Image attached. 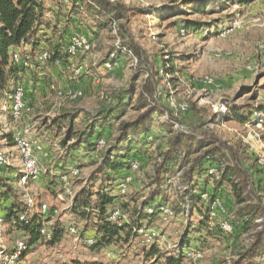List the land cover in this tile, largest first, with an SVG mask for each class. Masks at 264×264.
<instances>
[{"label":"rangeland","instance_id":"rangeland-1","mask_svg":"<svg viewBox=\"0 0 264 264\" xmlns=\"http://www.w3.org/2000/svg\"><path fill=\"white\" fill-rule=\"evenodd\" d=\"M110 1L126 8V20L109 24L107 18L97 17L81 0L75 6L70 0H43L45 19L56 31L40 28L33 38L38 42L35 51L31 41L16 48L15 53L27 59V65L20 66L25 77L19 83L23 87L26 111L21 107L18 115L12 113L15 120L11 116L10 105L18 87L12 104L10 99L8 106H1L6 114L0 116V157L4 158L0 164L4 171L0 173L12 187L20 208L24 204L30 211L34 204L32 211L37 218L46 214L47 209L42 212L45 204L57 210L51 222L53 227L58 224L64 233L57 245H38L21 256L23 250L21 257L13 260L10 256L21 241L13 224L2 223L0 264H150L153 259L160 264L158 257L147 256L152 248L161 254L176 250L200 253L194 260L185 258L183 264H231L245 246L246 236L240 232L221 233L222 230L229 232L225 227L230 225L224 215H219L218 202L224 207V213L231 209L233 200L229 189L220 188L215 209L217 221L208 222L207 229H201L199 223L204 217L198 213L191 217L178 213L183 204L181 195L189 187L194 195L203 192L211 195L213 182L210 180L205 185L206 176L200 180L194 177L187 185L182 179L185 165L180 168L179 159L169 166L171 173L163 175L157 192L153 169L161 150L166 148L167 125L185 133H211L230 149H223L226 161H231L234 153L248 169L264 206V0ZM199 5L205 7L204 13L192 8ZM72 12L76 16L67 25ZM194 23L203 27L192 32L187 27ZM122 24L145 61L136 63L124 49H127V38L122 34ZM79 39L90 44V51L78 49L74 54H67L66 50ZM54 48L63 58L60 66L51 67L46 61V64L37 63L40 49L52 52ZM164 65L173 66L176 72L167 75ZM151 74L155 75V96L170 115L163 113L155 118L150 134L134 146L125 160L128 170L110 187V192L115 196L116 206L123 211L122 214L115 208L121 224L132 222L133 212L144 210L150 204L154 213L149 207L144 211L148 215L153 213V219L139 221L143 234L137 233L133 241L88 247L93 240L83 238L94 232L88 229L91 226L85 227L77 221L69 204L83 186L98 189L99 181L89 183L88 180L113 132L108 131L102 139L93 135L90 145H78L70 149L71 153L66 149L81 133L88 131L94 123L93 117L104 107L114 108L128 102L122 120H134L137 112L131 105H135L141 90L145 91ZM57 91L63 95H57ZM66 115L73 116L71 124L65 120ZM70 126L74 136L67 142L63 139ZM41 137L44 141L48 138L44 145L36 142ZM14 138L30 146L39 170V175L26 185L19 183L23 158ZM58 150L62 153L59 156ZM64 157L70 161L62 165L69 163L70 167L81 170L79 178H72L78 175L76 169L71 171L72 176H67L69 180L61 177L64 187L69 186L65 191L59 174L68 170L58 173L56 167ZM120 183L125 185L124 190ZM219 223L221 228L224 226L222 230ZM151 233L155 235L149 239ZM258 262L264 264V257Z\"/></svg>","mask_w":264,"mask_h":264},{"label":"trees","instance_id":"trees-1","mask_svg":"<svg viewBox=\"0 0 264 264\" xmlns=\"http://www.w3.org/2000/svg\"><path fill=\"white\" fill-rule=\"evenodd\" d=\"M78 1L80 0H70V3L75 6ZM81 1H85L87 7L93 10L97 17L107 18L109 24L111 21L116 22L119 19L126 20L127 10L119 3L110 0ZM192 8L199 13L205 12V7L200 5L193 6ZM45 16L46 8L44 7L43 0H0V116L6 114L1 111V106H8L10 99L12 104L15 90L19 87L20 80L23 78V68L13 62L12 52L14 50L16 51V48L19 46L27 44L30 41V45L33 51H35L38 47V42L33 38H36L40 28H51L56 31V28L50 26L49 22H47ZM73 16H76V13L72 12L69 15V20L66 22L67 25L70 24ZM125 27V24L121 25L122 34L127 38V49H124L131 57L135 58L136 63L145 61L142 51L133 43ZM202 27L203 25L194 23L187 28L192 32H197ZM54 49V51L48 52L49 58L46 61L51 67L56 66L55 62L60 65L63 61L60 51L57 48ZM164 66L163 71L167 75H172L176 72L173 66H169L168 68H166L167 65ZM154 76V74H151L150 82L144 88L145 91L141 90L138 99L135 101V105H131L137 112L134 120L129 122L122 120L125 115V107L129 106L128 102L124 104L121 102L114 108L104 107L98 116L93 117L94 123L88 128V131L81 133L75 143L68 147V151H70V149H74L80 144H84L85 146L90 145L89 139L93 135H97L99 139L106 130L112 129L113 131L111 140L109 139L106 142L107 149L104 153L99 154V157H101L100 163L95 165L88 180L89 183L99 181L98 189L93 190V186L87 187L85 185L75 197H73L72 192L73 200L69 207L71 208V213L76 217L78 222L84 223L85 227L91 226L88 229L94 232V235L83 238L93 240V244L88 245V247L103 246L121 241L126 243L131 238L135 240L138 236L134 231L139 228L141 229L140 225H138L139 221L141 219H147L149 221L153 219L154 208L151 204L146 206L144 210L148 207L153 208L152 214L148 215L144 210L134 211L131 217L132 222H125L121 226L111 223L108 217L109 212L113 208H118L116 206L118 204L115 202V196L111 195L110 187L116 183L123 172L125 173L128 170L125 160L134 149V146L143 142L141 138L150 134V127L155 122V118L163 115V113L170 115L155 96ZM10 113L15 120L12 111ZM64 117H66L65 120L69 124L74 119L71 115ZM236 117L242 120L240 116ZM166 127L169 135L165 140L166 148L161 150L156 167L153 169V183L156 185V191L158 192L160 185L163 183V175L171 173L169 166L179 159L182 161L180 168L183 163L185 165L182 172V179L187 185L194 177L200 180L206 176L207 179L204 180L205 185L210 180L213 182V194L202 193L207 194V204L201 198L202 194L194 195L192 189L189 187L181 195L183 204L179 207L181 210L178 213H182L188 217H191L193 213H198L201 217L205 218V220L200 221L199 227L201 229H207L208 222L217 221L218 218L216 216L211 222L208 220V213L210 211L209 204L218 202V197L221 194L220 188L227 187L230 191L233 205L231 209L224 213V207L218 202L220 211L222 212L219 215L226 217L231 230L224 232L220 223L218 226L222 230L221 233L240 232V234L246 236L247 241H245V246L241 248L240 253L237 255V259L231 264H259L258 260L264 257V206L261 197L257 194V188H255L251 180L248 169L234 153H231V161H226L223 155V149H228L229 151L230 149L211 133L199 135L192 131L185 133L182 129H173L169 125ZM73 136L72 127L70 126L65 139L70 141ZM100 142L103 145L105 144L103 141ZM60 161L64 162L67 159L64 157ZM73 169L78 170L80 173L78 168L73 167L67 173L59 174L63 188L64 182L61 177L72 176L71 171ZM0 170L3 172V167H0ZM72 178H79V175L76 177L72 176ZM5 179L0 173V219H2L3 223L14 225L13 227L16 229L18 237L21 239L18 240L26 247L21 256H24L30 249L38 245L53 247L60 243L64 231L58 224L53 227L51 222L53 219H50L49 226V233L52 236L50 240H46L44 229L46 228L48 209L45 215L39 213L40 215L37 218V215L35 216L33 212L34 204L30 211L24 204L23 208H20L16 202L12 187L6 183L7 181ZM67 179L69 180V177ZM122 208L124 209L126 206H122ZM50 209L52 210L53 208ZM119 210L123 214V211L121 209ZM55 211L57 210L53 209V216L56 215ZM180 251H168L161 254L156 248H152L147 256L158 257L160 264H183L185 253ZM77 264L100 263L84 262Z\"/></svg>","mask_w":264,"mask_h":264},{"label":"bare ground","instance_id":"bare-ground-1","mask_svg":"<svg viewBox=\"0 0 264 264\" xmlns=\"http://www.w3.org/2000/svg\"><path fill=\"white\" fill-rule=\"evenodd\" d=\"M79 50H83V51H90V44L88 42L85 41V39H79L78 41H76V43L73 45V46H70L68 49H67V52L68 54H74L76 53L77 51ZM16 53H12V60L15 64H17V59H21V60H27V59H23L21 58L20 56H18L17 54L15 55ZM49 58V54L48 52H46V55H42V52L38 55L37 59H39V62H45L47 61ZM19 94V89L18 91L16 92L15 96H14V101H16V98ZM21 107H15V115H18V111ZM12 109V113H13V105L11 107ZM15 140L17 141V144L18 146L20 147L21 149V153H22V160H23V169H22V172H21V176H20V180H19V183L21 185H26L28 184L27 181L30 180V179H35L36 175H37V166L34 162V160L32 159V156H31V149H30V146H28L26 144V142H24L22 144V141L19 139V138H15ZM25 153L29 155V159H26L25 158ZM4 161V158L3 157H0V164L1 162ZM34 169H37V170H34ZM76 173V172H75ZM63 178H66V177H63ZM120 187L124 190L125 189V185L124 184H121ZM64 189H69V186L68 184H65V187ZM201 198L203 199V201L207 204V194H203L201 196ZM217 202H213L211 204V206H217L216 204ZM219 211H220V208H219ZM42 212L45 213L46 212V207L45 206H42ZM221 212V211H220ZM55 213H57V211H55ZM210 213V211H209ZM222 213V212H221ZM166 214H168V210L166 211ZM114 215L117 217V220L114 219ZM217 214L215 213V209H212V214H209V218L208 220L211 222L212 220H214L216 218ZM108 220L117 225V226H121V222L119 221V213H118V209H115L113 208L110 212H109V217H108ZM2 219H0V225L2 224ZM224 228V226L222 225V229ZM226 229H229L230 230V227L229 226H226L225 227ZM228 230V231H229ZM135 234H143V231L139 228L138 230H135L134 231ZM154 234V233H153ZM152 233L150 235H148V238L151 239L154 237ZM145 236H147L146 234H144ZM177 248V247H176ZM25 250V246L21 243V242H18L16 244V248H15V253L13 255L10 256V259H13L15 260L16 258H18L21 254V252ZM181 252V251H180ZM2 254V250H0V255ZM194 257L195 258H199L200 257V253H195L194 256L192 254V252L190 251H187L185 253V258L187 259H193L194 260ZM150 263L152 264H157L156 262L154 263V261L152 260Z\"/></svg>","mask_w":264,"mask_h":264},{"label":"built area","instance_id":"built-area-1","mask_svg":"<svg viewBox=\"0 0 264 264\" xmlns=\"http://www.w3.org/2000/svg\"><path fill=\"white\" fill-rule=\"evenodd\" d=\"M71 43H72V41H71ZM40 50H42V55H46V52H49L48 49H40ZM12 53H15V50ZM36 60H37V63L39 64V59H36ZM55 64L57 67L60 66V65H58L57 62H55ZM17 65L24 67L27 65V60L17 59ZM23 94H24L23 87H22V85H19V94L16 98V101L13 102V114L14 115H15V107H23V111H26V107H25V104L23 101ZM25 158L29 159V155L26 153H25ZM34 170H37V169H34ZM37 172L39 175V170H37ZM45 206H46V209H48V217L46 219V228L44 229V233H46V240H50L52 235H50V233H49V226H50V219H54L53 209L51 210L46 204H45ZM209 206H210V213H208V214H212V209H217V207L211 206V204H209ZM114 219L117 220V217L115 215H114ZM227 230H229V229H227ZM190 252H192V251H190ZM192 254L194 256V253H192ZM150 264H152V263H150Z\"/></svg>","mask_w":264,"mask_h":264},{"label":"crops","instance_id":"crops-1","mask_svg":"<svg viewBox=\"0 0 264 264\" xmlns=\"http://www.w3.org/2000/svg\"><path fill=\"white\" fill-rule=\"evenodd\" d=\"M38 75H40V74H38ZM23 77H25V76H23ZM74 91V90H73ZM57 93V95H61L62 94V92L61 91H57L56 92ZM63 95V94H62ZM66 97V96H65ZM66 99V98H65ZM34 125H36V123H33ZM108 131H110V132H113L112 131V129H109V130H106L104 133H103V135L105 134V133H108ZM150 132H151V129H150ZM149 132V133H150ZM31 137V136H30ZM29 137V138H30ZM33 139H35L34 137H32ZM47 139L48 138H45V141H44V139L41 137V139L39 140V138L37 139L36 138V142L37 143H40V144H43L44 145V142L46 143V141H47ZM57 140H58V138H57ZM63 140H65V137H64V139ZM72 141H73V139H72ZM108 141V140H107ZM67 142H69V141H67ZM64 144H65V142H63ZM69 144V143H68ZM43 145H42V147H43ZM82 147H84V144H80ZM61 148V147H60ZM67 152H69V153H71V151H68V147H67ZM60 151L61 150H58V152H57V155L59 156V154H60ZM66 152V153H67ZM50 154V153H49ZM62 154V153H61ZM60 154V155H61ZM51 155V154H50ZM40 161H39V163L41 162V158L39 159ZM59 160V159H58ZM49 161V163H51L50 162V160H48ZM70 160H67V162H69ZM46 163V162H45ZM62 163H64V162H61L60 160H59V162H58V166H56L58 169H57V172L58 173H60L61 172V170L62 169H66V170H70V168L72 169L73 167H70V165H69V163H65L66 165L64 166V165H62ZM71 163H75V162H71ZM40 165L42 166V164L40 163ZM75 165V164H74ZM52 167V166H51ZM81 171V170H80ZM78 175H79V172H78ZM78 175H76V176H78ZM75 176V177H76ZM69 207H70V204H69ZM131 241H133V239L131 238Z\"/></svg>","mask_w":264,"mask_h":264}]
</instances>
